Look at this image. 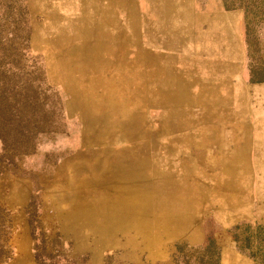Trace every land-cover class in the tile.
Returning a JSON list of instances; mask_svg holds the SVG:
<instances>
[{"label":"rangeland","instance_id":"1","mask_svg":"<svg viewBox=\"0 0 264 264\" xmlns=\"http://www.w3.org/2000/svg\"><path fill=\"white\" fill-rule=\"evenodd\" d=\"M238 5L0 0L3 264H264V0Z\"/></svg>","mask_w":264,"mask_h":264},{"label":"trees","instance_id":"2","mask_svg":"<svg viewBox=\"0 0 264 264\" xmlns=\"http://www.w3.org/2000/svg\"><path fill=\"white\" fill-rule=\"evenodd\" d=\"M237 2H239V5H238L240 6L239 8H243V9L245 8L246 0H237ZM229 7L230 6H228V8ZM15 96L21 97V92L16 91ZM9 97L10 96H9L7 87H5L4 85L1 86L0 88V128H3L2 126L5 123L4 121L6 120L4 114L10 104ZM4 144H5L4 136L0 133V145L4 146ZM3 226H4L3 217L0 212V227L2 228ZM7 258H8L7 245L5 244V241L0 240V264L5 263Z\"/></svg>","mask_w":264,"mask_h":264},{"label":"bare ground","instance_id":"3","mask_svg":"<svg viewBox=\"0 0 264 264\" xmlns=\"http://www.w3.org/2000/svg\"><path fill=\"white\" fill-rule=\"evenodd\" d=\"M130 181V180H129Z\"/></svg>","mask_w":264,"mask_h":264}]
</instances>
